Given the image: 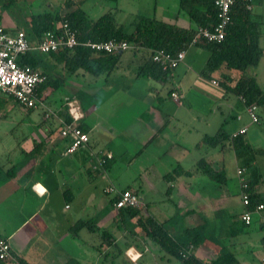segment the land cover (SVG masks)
I'll use <instances>...</instances> for the list:
<instances>
[{"label": "crops", "instance_id": "0c3cea01", "mask_svg": "<svg viewBox=\"0 0 264 264\" xmlns=\"http://www.w3.org/2000/svg\"><path fill=\"white\" fill-rule=\"evenodd\" d=\"M64 1L0 0V25L29 32L33 14L60 8ZM73 1L84 8L88 0ZM252 4L254 16L261 22V60L244 72L224 71L237 77H254L264 90V0H252ZM115 16L123 22L117 8ZM176 18L179 25L191 24ZM124 55L112 73H104L105 80L112 78L126 57L133 60L128 64H133L136 73L135 86L123 82L104 88L96 83L100 75L91 78L87 72L78 71L86 81H77L71 95L84 99H80L84 112L80 123L90 138L74 152H67L72 136L60 134L66 106L53 111L43 100L41 120L33 108L19 105L27 119L14 118L0 124V233L8 238L12 252L28 264H133L128 250L141 253L139 260L146 264H181L141 231L137 218H133L137 229L122 220L119 210L110 203L112 196L104 192L105 186L112 183L136 191L150 213L168 226L175 241L189 242L195 234L186 230L199 229L200 244H191L197 258L210 262L232 253L237 264H264V224L256 216L250 225L242 221L245 207L239 197L237 175L238 167H246L251 181H256V192L264 200V104L257 107L260 121L256 126L238 96L201 75L209 56L203 48L191 46L186 50L185 59L171 72L169 80L173 83L167 88L164 86L168 81L137 74L144 58ZM44 61H49L48 69L58 75L52 57ZM119 79L123 80V76ZM171 91L180 94V102L172 98ZM48 92L54 91L45 89L43 98L49 97ZM12 106L15 107L13 102L0 101L1 117ZM35 114L37 118H33ZM228 118L235 120V124H228L231 134L248 126L245 147L235 150L197 146L203 136L214 135L222 125L226 127ZM6 125L10 128L6 129ZM15 125L18 127H11ZM109 150L113 157L100 164L98 160ZM232 153L238 162L236 171L231 170L237 197L233 195L230 202L227 168ZM201 159L215 170H224V177L212 179L198 166ZM132 166L137 167V179L128 175ZM172 172L175 176L166 179L165 175ZM161 200L167 201V208ZM236 200L239 212L224 224L225 212L220 207L227 204L234 209L232 202ZM94 217L99 230L109 232L83 228L72 234L70 228L77 220ZM208 232H224L227 243L211 245Z\"/></svg>", "mask_w": 264, "mask_h": 264}, {"label": "trees", "instance_id": "16d2710c", "mask_svg": "<svg viewBox=\"0 0 264 264\" xmlns=\"http://www.w3.org/2000/svg\"><path fill=\"white\" fill-rule=\"evenodd\" d=\"M110 1L118 2V0ZM179 12L187 15L195 25L183 26L176 21L164 20L156 15L136 14L131 19L132 29L127 30L125 23L119 22L111 10L93 18L81 5H77L73 0H65L60 8L33 14L29 20L31 29L27 34L31 42L37 44L45 32L51 30L57 34L61 33L62 24L68 23L77 32V38L81 43L89 39L92 41L126 40L132 46L129 50L135 51L136 54L141 52V57L144 58L143 63L138 67L137 74L148 75L154 80L162 79L163 81L169 80L172 71L165 70L160 64L152 61L151 57L154 50L163 49L172 55H176L179 51L187 50L191 46L203 48L208 50L209 56L200 72L202 76L217 79L229 93L238 97L243 95L245 103L248 105L254 104L257 108L264 104V90L261 89L254 77H237L224 71L244 72L249 66L257 65L263 55V48L260 45L261 22L254 16L252 9L247 8V2L235 1L231 9V22L227 27L224 39L221 41L198 38L194 42L199 26H213L217 21L215 0H179ZM125 52L126 50L120 53L94 51L86 45L78 44L74 48H60L48 53V55L56 63L61 64L64 72L83 71L99 76L104 73H112L121 62L120 58ZM40 60L37 50L28 53L22 59V61L35 67H39ZM41 71L45 78L38 86L37 93L42 100H45L43 91L49 87L55 91L61 86L64 78L48 68ZM213 74H217V76L212 78ZM65 117L68 121L71 120L67 113ZM79 126L84 130L81 123ZM200 145L240 150L245 147L244 134L232 136L222 125L214 135L203 136L197 143V146ZM198 166L212 179L221 180L224 177V170L213 169L206 160H199ZM171 176H175L174 172L166 174L165 178L168 179ZM255 184L256 181L250 179V207L263 201L255 190ZM116 200L117 196H112L110 203L114 205ZM118 210L123 221L128 218H137V224L141 231L156 241L166 252L178 258L181 264H229L230 261L232 264H237L232 253H225L210 262L197 258L192 252L183 256L182 251L185 248L191 244H200V230H186L195 234L189 242L175 241L168 226L164 222H159L150 213L147 205L122 207ZM97 223L96 217L79 219L70 229L73 235H76L83 228L91 231L109 232L107 229L100 231ZM0 261L2 260L0 259ZM20 261L23 264H28L22 259Z\"/></svg>", "mask_w": 264, "mask_h": 264}, {"label": "built area", "instance_id": "2783aa9c", "mask_svg": "<svg viewBox=\"0 0 264 264\" xmlns=\"http://www.w3.org/2000/svg\"><path fill=\"white\" fill-rule=\"evenodd\" d=\"M236 0H215L217 9V21L213 26H199L196 31L194 42L198 38H204L209 41H221L226 35V30L231 22V9ZM247 2V8L252 9V0H243ZM78 44H83L90 47L94 51H107L110 53H120L129 50L132 46L126 40L110 39L103 41L87 40L80 42L77 38V32L68 24H62L61 33L47 31L43 37L33 45L27 32L22 28L12 30L0 25V94L11 96L23 108H35L43 100L37 93L38 86L44 80V75L39 67H35L28 62L22 61L23 57L32 50H37L41 53H50L60 48H74ZM186 50L179 51L176 55H172L163 49L154 50L152 53V61L160 64L163 69H174L185 59ZM215 85H220L217 79H212ZM172 98L180 102L181 96L177 91L171 93ZM239 98L245 106V110L249 115L252 123H258L260 117L256 106L245 103V97L240 95ZM65 106L67 116L71 117L68 121L66 117L62 119L60 134L63 137L72 136V140L67 147V152H74L80 145L89 140L88 132L82 130L79 126L80 120L84 117L81 101L77 96H66ZM51 113V111L49 112ZM54 113V112H53ZM47 116H50L47 114ZM238 118H241L240 116ZM1 119V114H0ZM248 126L241 127L234 132L232 136L237 134H245ZM113 157V151H107L103 158L98 162L104 163L106 159ZM96 167V165H95ZM237 175L240 183V195L245 207L241 214V219L246 225H250L256 216L264 224V200L250 207V177L246 167H238ZM104 191L111 196H117L114 202V207L120 209L122 207H139L143 205L141 196L134 190L129 188H119L116 185L109 183L105 186ZM192 245L182 251L183 256L191 253ZM129 259L133 264H146L141 262V253H132L128 250ZM136 257L133 260V257ZM0 259L2 261H10L11 264H23L20 258L12 252V246L8 238L0 233Z\"/></svg>", "mask_w": 264, "mask_h": 264}, {"label": "rangeland", "instance_id": "374dc122", "mask_svg": "<svg viewBox=\"0 0 264 264\" xmlns=\"http://www.w3.org/2000/svg\"><path fill=\"white\" fill-rule=\"evenodd\" d=\"M101 1H99L98 3H96L94 0H88L86 2H84L83 7L85 9H87L90 13V15L92 17H99L100 15H102L103 13H106L107 11L111 10L114 13L116 12V8H117V15L119 17L120 21H123V23H125L127 30H131L132 26H131V18L132 16L136 15V14H146V15H156L159 18H163L165 20L168 21H176V17L179 16V22L182 23H188L192 26L195 25L194 22L190 21L189 17L187 15H184L183 13L179 12V0H118V2H112L110 0H104L103 4H100ZM253 11V10H252ZM180 13V14H179ZM179 14V15H178ZM187 21V22H186ZM190 21V22H189ZM194 49V48H192ZM206 52H208V50L205 49ZM38 56L43 60L41 64H39V68L41 70L47 69L50 65L49 61H44L46 60V58H48V53H41V52H37ZM125 55H129L130 58L132 57H137L140 59L141 57V52L136 54L135 51L133 50H127L125 53ZM136 54V55H135ZM124 55V56H125ZM123 63H121V67L117 70H115V73L112 74V78L108 79V81L105 80V75L101 74V78H99V80L96 82L98 85H101L102 87H111L114 85H119L122 84L123 82H126L127 85L131 84L134 85L138 84L135 82V74L132 68V65L130 66L128 63L132 62L133 60H126L123 59ZM136 61V60H135ZM57 66L56 71L58 72V75L64 78V81L62 82L61 86L59 88H57L53 93L48 92L49 97H46V104L48 106H50L51 110L55 111L58 107H63L65 108V100L64 97L67 96L68 94L71 95V93H73V89L72 86H76L77 87V81L79 82H85L86 78L84 77L83 73H67L64 72L63 67H61V64L56 63L55 64ZM183 66V65H182ZM130 67V68H129ZM133 71V72H132ZM88 73V72H87ZM89 77L91 78H96V77H92V73H88ZM116 75V76H115ZM95 76V75H93ZM99 76V77H100ZM123 76V80H120L119 78H122ZM88 77V79H90ZM119 77V78H118ZM172 79L168 80V84H166L164 87H168L170 86L173 82L171 81ZM89 81V80H88ZM74 96V95H71ZM75 96L77 97V94H75ZM79 99L82 100L83 102V97L78 96ZM0 101H2L3 103L7 101V103L13 102L15 104V107H13V109L9 112H4L5 114L2 115L1 119H0V124L5 125L6 120L9 119H27L26 115H24L22 112H20L19 110V104L9 95H5V94H0ZM95 98H92V102H94ZM56 108V109H54ZM34 111L40 115L41 120L43 119V112H44V108L43 105L40 103L39 105H37L35 108H33ZM37 114L34 115L33 118H37ZM53 119V116L52 118ZM53 121V120H52ZM235 120L234 119H230L228 118L227 123H226V129L229 128L228 124L230 123H234ZM235 124V123H234ZM252 124H256V126H258V123H252ZM264 126V125H263ZM262 126V127H263ZM14 128H17L18 126H11ZM10 125H6V129H9ZM264 128V127H263ZM40 130L42 131V129L40 128ZM20 131V130H19ZM58 132V131H57ZM229 152V150L227 151V153ZM228 155V154H227ZM229 156V155H228ZM233 153H232V161L229 163V169L227 168V189L228 193H229V201L231 202V200H233V195L236 196V192L234 189V183L231 181V174L233 170L234 172L236 171V167L238 162H235L233 160ZM243 163V161H240V163ZM228 164V162H227ZM136 166H132L130 167V171L128 172L129 176L132 177H136L135 179H137L138 173L136 171ZM125 170V169H124ZM135 187L137 185V182H135L133 184ZM105 192V191H104ZM108 195H112V194H108ZM237 197V196H236ZM239 197L241 198V195L239 193ZM162 202V206L163 207H168V204L166 203L167 201L165 200H161ZM233 205L236 206V208L234 207V209L232 208H228L227 204H222L220 208H222L224 210L225 213L222 214V219H223V223L227 224L228 220L232 219V215H237L239 212V203L236 200V202H232ZM127 223L128 225H131L132 227L137 229V225H136V221H134L133 218H128L127 219ZM135 229V230H136ZM210 234L209 237V243H211V245H216V247L222 245V244H226L227 243V235H224V232H208ZM207 235H203V238H206ZM208 238V237H207Z\"/></svg>", "mask_w": 264, "mask_h": 264}, {"label": "clouds", "instance_id": "9594fccd", "mask_svg": "<svg viewBox=\"0 0 264 264\" xmlns=\"http://www.w3.org/2000/svg\"><path fill=\"white\" fill-rule=\"evenodd\" d=\"M40 194H41V195L43 194V190L40 191ZM135 259H136V257L134 256V257H133V260H135Z\"/></svg>", "mask_w": 264, "mask_h": 264}]
</instances>
